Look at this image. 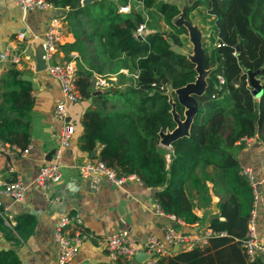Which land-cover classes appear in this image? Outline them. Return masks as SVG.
Here are the masks:
<instances>
[{
  "label": "trees",
  "instance_id": "trees-1",
  "mask_svg": "<svg viewBox=\"0 0 264 264\" xmlns=\"http://www.w3.org/2000/svg\"><path fill=\"white\" fill-rule=\"evenodd\" d=\"M47 1L59 9L74 37L61 47L66 55L77 54L75 86L83 98L91 97L81 116L80 147L91 152L100 145L97 159L119 175L135 173L155 188L163 212L186 224L201 218L196 201L209 203L210 190L219 196L207 242L161 255L154 264H257L243 247L253 187L232 148L253 136L264 141V0H189L185 15L205 8L213 16L214 34L202 43L206 87L197 97L188 134L171 142L168 159L158 147L160 132L176 126L173 110L185 117L175 89L197 77L196 63L177 48L185 45L187 33L184 24L173 21L179 5L172 0ZM249 71H258V97L249 86ZM106 74L117 75L114 86L96 87V76ZM20 75L14 63L0 75V140L23 150L30 142L34 96L31 82ZM96 89L102 90L93 94ZM33 226V218L23 215L14 228L26 238ZM0 231L16 240L1 217ZM0 264H19L14 248L0 250Z\"/></svg>",
  "mask_w": 264,
  "mask_h": 264
},
{
  "label": "crops",
  "instance_id": "crops-1",
  "mask_svg": "<svg viewBox=\"0 0 264 264\" xmlns=\"http://www.w3.org/2000/svg\"><path fill=\"white\" fill-rule=\"evenodd\" d=\"M172 1L179 5L181 9L179 14H182L189 4L186 1L183 6L179 0ZM203 9L206 16L202 17V21L209 20L210 28L209 25L205 27L200 20L192 19L194 10L188 16L183 13L180 19H177L179 14L173 18L175 23H182L187 28V33L184 34L185 45L177 48L191 58L192 53L186 48L191 50L195 48L196 42L191 39L192 33L195 34L196 31V34H199L201 52L203 37L209 36L211 31L212 35L214 34V27L211 24L213 16ZM58 12L57 8L24 11L12 0H0V53L8 46L18 51L20 60L14 64L21 72L20 77L27 75L36 85L35 88L32 87L34 104L30 111V142L26 147L27 151L22 152L19 148L0 140V180L21 178L26 184L21 199L14 200L0 193L2 205L7 207L13 216L15 224L10 228L13 237L16 238V240L7 238L0 231V250L14 248L19 257V264H58L59 248L55 239V228L63 215L78 214L84 227L94 232L96 238L83 241L66 264H146L148 252L141 246L147 235L154 233L162 237L163 229L167 225L186 231L206 229L210 215L218 212L219 196L210 190L209 203L196 201L195 212L201 218L198 222L186 224L170 214L157 212L155 188L147 186L140 180L129 179L122 185H116L102 179L98 188L89 187L87 179L80 175L79 166L97 159L100 145L91 151L92 154L80 147L81 116L91 102L83 97L66 106V119L75 123V134L71 145L62 150L57 160L62 173L60 181L46 187L35 185L34 178L40 167L52 160L53 151L58 146L57 133L62 121L55 117L53 112L60 94L59 84L47 72L46 66L44 69L37 68L36 53L42 44L40 40L34 39L33 35L43 33L51 17ZM202 27L209 29L204 31ZM19 33H22V36H19ZM73 40L72 33L64 27L63 40L56 52V58L68 56L61 45ZM11 63L13 62L0 57V75ZM121 71L127 72L126 69ZM108 75L110 87H113L117 75ZM249 138V141L233 146L232 151L242 168H251L254 175V220L257 235L263 246V250L257 256V264H264V141L258 140L255 136ZM158 147L161 154L168 159L171 144L161 142L160 138ZM23 215H29L34 220L33 229L26 238L20 237L14 228L17 218ZM121 230L127 231L128 238L140 247L131 259L110 257L101 242L105 235ZM178 249L190 248L172 245L169 247L170 251L165 254Z\"/></svg>",
  "mask_w": 264,
  "mask_h": 264
},
{
  "label": "built area",
  "instance_id": "built-area-1",
  "mask_svg": "<svg viewBox=\"0 0 264 264\" xmlns=\"http://www.w3.org/2000/svg\"><path fill=\"white\" fill-rule=\"evenodd\" d=\"M12 2L24 11L55 8L47 0H12ZM128 8V5L121 6L120 10L126 11ZM63 29L64 20L60 12H58L51 17L43 33L33 35L34 39L41 41L47 72L59 84L60 94L55 102L53 112L55 117L62 121L57 133L58 146L53 151L52 160L43 164L34 178L35 185L39 187H46L53 182H58L62 177L60 165L57 160L62 150L71 145L75 134V123L66 119V106L68 103L77 102L82 98L75 86L77 54L70 52L68 56H62L60 59L56 58V52L63 40ZM142 29L143 25H140L136 34L140 35ZM19 36H22V33H19ZM0 57L3 60H8L13 63H18L20 60L19 52L15 49L12 50L9 46L1 51ZM109 78V75H97L95 86L100 88L109 87ZM249 139L245 138L244 140L249 141ZM26 151L27 148L22 150V152ZM79 172L82 177L87 179V183L91 188H98L102 179H106L116 185H122L129 179L140 180L135 173L117 174L115 169L107 166L99 159L81 164L79 166ZM241 172L254 189L255 182L251 168L244 167ZM25 190L26 184L21 178L0 180V193L14 200L21 199ZM156 206L157 212L164 213L158 203ZM170 215L175 218L174 215ZM0 217L5 225L13 228L15 224L13 216L7 210V207L2 205L1 201ZM210 232V229L186 231L180 230L173 225H167L163 229L162 237L151 233L147 235L146 240L141 246L148 252L146 264H154L160 255H164L170 251L169 247L172 245L183 248L202 246L207 242ZM92 238H96V234L84 227L83 221L78 214L63 215L55 228V239L59 248L58 264H66L75 255L81 243ZM101 242L112 258L131 259L140 249L137 243L128 238L127 231L125 230L105 235ZM243 247L249 261L254 260L263 250L262 243L256 231L254 209L248 221V229L243 240Z\"/></svg>",
  "mask_w": 264,
  "mask_h": 264
},
{
  "label": "water",
  "instance_id": "water-1",
  "mask_svg": "<svg viewBox=\"0 0 264 264\" xmlns=\"http://www.w3.org/2000/svg\"><path fill=\"white\" fill-rule=\"evenodd\" d=\"M83 4L88 3L93 0H81ZM238 48V46H237ZM43 55V48L41 47L40 50L36 53L37 59V68L44 69L46 64L42 57ZM199 57H192V60L196 63V70H197V77L194 81L188 82L183 86H180L175 89V93L177 96V100L180 104L185 107L184 111V119L179 117V114L173 110V117L176 121V126L172 130L161 131L160 138L161 142L166 144H171V142L180 137L188 134L189 126L193 119V116L198 108V101L197 97L201 95L206 87V74L207 70L203 67L202 58H203V49L202 52L199 48ZM258 71H249L248 73V82L249 86L252 88V92L254 96H260L262 92L261 80L257 77ZM21 78H25L29 80L32 84V87H36L35 83L31 79V77L24 75ZM102 89H96L93 91V94L100 92ZM91 101V97L88 98ZM93 152H91L92 154Z\"/></svg>",
  "mask_w": 264,
  "mask_h": 264
},
{
  "label": "rangeland",
  "instance_id": "rangeland-1",
  "mask_svg": "<svg viewBox=\"0 0 264 264\" xmlns=\"http://www.w3.org/2000/svg\"><path fill=\"white\" fill-rule=\"evenodd\" d=\"M180 1V3L184 6V3H186V1L187 2H189L188 0H179ZM188 5V4H187ZM183 13H184V10H183V12H182V14H179L180 16H178V18L177 19H180L181 18V16L183 15ZM176 16V17H177ZM203 16H206V14H205V12H204V9L201 7V8H196L194 11H192V19H198V20H200L201 22H203V24H204V26L206 27V25H209L208 24V22H209V20H204V21H202V17ZM212 24V23H211ZM162 27L163 28H165V27H167L163 22H162ZM211 27V25H209V28ZM193 28V27H192ZM209 28H204V27H202V29L204 30V31H206L207 29H209ZM192 31H193V29H192ZM197 32L195 31V34L194 33H192V36L193 37H191V39H193L195 42H196V45L194 46L195 48H193L192 50L191 49H188V47L186 48V50L187 51H190L191 53H192V56L193 57H201L200 55H199V48H200V46H199V43H198V38H199V34H196ZM209 35H212V31L210 32V34ZM205 37V40H206V38L208 37V36H204ZM204 37H203V39H204ZM202 39V40H203ZM207 41H208V39H207ZM190 48V47H189Z\"/></svg>",
  "mask_w": 264,
  "mask_h": 264
}]
</instances>
